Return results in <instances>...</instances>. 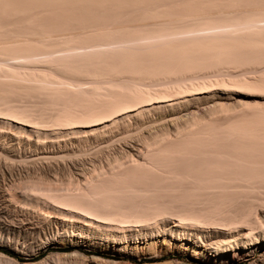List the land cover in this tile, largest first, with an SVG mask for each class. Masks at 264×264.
Wrapping results in <instances>:
<instances>
[{"label":"bare ground","instance_id":"1","mask_svg":"<svg viewBox=\"0 0 264 264\" xmlns=\"http://www.w3.org/2000/svg\"><path fill=\"white\" fill-rule=\"evenodd\" d=\"M248 4L211 1L185 15L159 13L160 22L196 23L145 34L143 49L127 60L147 55L151 62L129 70L101 67L98 57L29 69L37 61L26 58L45 54L49 33L32 43L0 41V174L9 178L0 183V241L30 255L54 239L136 254L139 243L160 236L189 247L192 257L264 264V102L240 96L264 94V72L235 75L264 63V7ZM219 73L227 76L210 78ZM79 79L128 83L71 82ZM40 96L58 108L14 104ZM199 103L207 104L203 112ZM118 145L120 153L91 168L65 158ZM27 166L70 173L16 183L13 170ZM79 258L76 249L20 263L0 252V264H85Z\"/></svg>","mask_w":264,"mask_h":264},{"label":"rangeland","instance_id":"2","mask_svg":"<svg viewBox=\"0 0 264 264\" xmlns=\"http://www.w3.org/2000/svg\"><path fill=\"white\" fill-rule=\"evenodd\" d=\"M211 1L226 2L227 0H0V41L21 39L24 43H32L33 40L46 39L45 33H49L50 36H46L49 38L46 41L48 44H45V50L47 48L48 52L46 50L47 53L45 52L44 54V51L43 53L36 51L38 54L35 53V55L33 54L34 56L30 55V57L26 58L27 60H36L37 64H39L40 60V65L30 64L27 67L29 69L43 70L46 63L48 65L50 61L68 65L69 68L72 65H86L90 61H96L98 57L101 60V67L129 70L132 67L131 64L143 66L145 63L151 62V58L147 55H130L129 62L127 60L130 54L129 51L137 52L143 49L144 46L141 45L146 40L142 39V37L145 34L159 33L164 28H170L175 24L184 26L193 25V22L196 23L195 20L190 21L188 17H184V20L176 21L175 24L172 21L160 22L155 20L156 15L163 12L185 15L189 11L199 8L203 9ZM237 1L242 3V5L247 3L250 5L251 3V5L255 4L264 7V0ZM6 43L2 42L1 44L5 45ZM23 59H20V61H24ZM11 62H15V60ZM23 68L26 69V67L21 69ZM263 72L264 63L255 65V67L244 65L241 71L235 75L255 76ZM54 73L59 75V77L63 76L62 79L64 80L69 78L64 77L61 73ZM226 76L225 73H219L210 78L222 79ZM93 80L79 79L71 80V82L84 83V87L91 84L105 88H117L118 85L128 83V80L123 79ZM89 81L91 82L89 83ZM240 96L264 102V94L243 92ZM27 99L24 102H14V104L29 107L44 106L45 108L50 107L53 109H57L59 106L50 97L47 98L46 96ZM226 99L224 101H234L232 97H230V100ZM57 101L60 102V100ZM206 107V103L197 105L200 112H203ZM73 147H76V145ZM113 152L120 153V146L118 145L116 150L113 147H108L102 152H95L93 149H89L82 153L65 156V158L81 159V162H85L84 167L91 168L92 163L98 165L100 161L104 162ZM238 153L240 154V152ZM1 169L3 170L2 167L0 171ZM13 171L14 175L12 178L16 180V183L27 178L38 177L39 175L55 181L64 178L70 173L62 166H47L39 170H33L27 166ZM8 179V176L7 178H2L0 174V183L2 181L7 182ZM0 193L1 196L3 193L1 191ZM51 233L56 238L54 235L56 232L54 234L53 232ZM165 240H168V237L163 240V237L159 236L153 241L149 239L144 243H139V249L136 254L119 253L111 248L104 249V247L95 246L94 248L92 245L72 246L68 241H60L59 239L48 241L44 247L37 249L31 255L27 253L25 248L21 247L22 244H17L18 247L13 241H0V252L16 259L20 263L37 262L56 252L70 253L77 249L78 253L84 255V258L87 259L85 261L84 258H79L85 264H95L90 259L92 256L105 260L115 259L120 261L121 264H162L165 261L169 262L168 264H177V262H181V264H219L218 262L208 261L203 256L192 257L189 247L184 250L175 245V240H169L170 244ZM151 243L152 248L148 249V245H151ZM70 260L72 261L73 259L70 257ZM68 262L70 263L69 260ZM244 263L246 262L242 261L238 264Z\"/></svg>","mask_w":264,"mask_h":264}]
</instances>
